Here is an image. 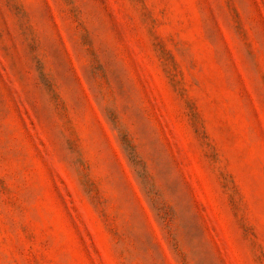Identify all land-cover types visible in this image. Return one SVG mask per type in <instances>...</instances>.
Returning a JSON list of instances; mask_svg holds the SVG:
<instances>
[{"label":"rangeland","instance_id":"374dc122","mask_svg":"<svg viewBox=\"0 0 264 264\" xmlns=\"http://www.w3.org/2000/svg\"><path fill=\"white\" fill-rule=\"evenodd\" d=\"M0 264H264V0H0Z\"/></svg>","mask_w":264,"mask_h":264}]
</instances>
